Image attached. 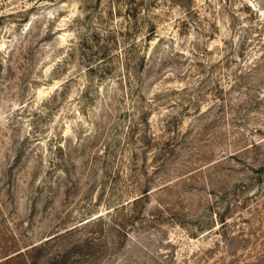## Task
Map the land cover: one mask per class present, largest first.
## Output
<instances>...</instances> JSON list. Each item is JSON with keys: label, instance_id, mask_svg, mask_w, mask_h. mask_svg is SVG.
I'll use <instances>...</instances> for the list:
<instances>
[{"label": "rangeland", "instance_id": "obj_1", "mask_svg": "<svg viewBox=\"0 0 264 264\" xmlns=\"http://www.w3.org/2000/svg\"><path fill=\"white\" fill-rule=\"evenodd\" d=\"M0 264H264V0H0Z\"/></svg>", "mask_w": 264, "mask_h": 264}, {"label": "trees", "instance_id": "obj_2", "mask_svg": "<svg viewBox=\"0 0 264 264\" xmlns=\"http://www.w3.org/2000/svg\"><path fill=\"white\" fill-rule=\"evenodd\" d=\"M144 110H142V112H139V113H143L144 114V112H143ZM139 133V132H138ZM135 135H136V130H132L131 132H130V136H129V139H130V141H131V144H133L134 143V139H135ZM141 141L143 140V142H145L146 140H148L149 139V136H148V134L147 133H144V134H142L141 135ZM147 145V144H146ZM147 147H148V145H147ZM111 153L107 150V156H106V161L108 160V156L110 155ZM137 155V153L135 152V151H133L132 150V152H131V158H134L135 156ZM148 191L147 190H144L143 191V193H147ZM92 220V219H91ZM90 220H88V221H86L85 223H87V222H89Z\"/></svg>", "mask_w": 264, "mask_h": 264}]
</instances>
